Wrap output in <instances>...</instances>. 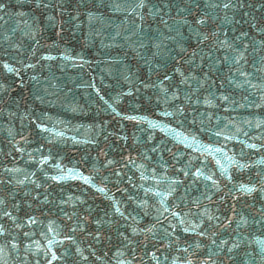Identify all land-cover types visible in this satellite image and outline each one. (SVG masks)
Returning <instances> with one entry per match:
<instances>
[{
    "label": "water",
    "instance_id": "water-1",
    "mask_svg": "<svg viewBox=\"0 0 264 264\" xmlns=\"http://www.w3.org/2000/svg\"><path fill=\"white\" fill-rule=\"evenodd\" d=\"M39 2L0 0L8 6L6 11H0V59L14 65L16 61L34 65L25 69L21 77L0 68V83L11 86L7 92L0 91V180L4 181L0 184V198L7 201L9 210L13 203H20V211L13 210V214L26 225L18 229L7 218L0 220L8 229L0 235V246L6 248L0 255V264H36L37 260L45 264L42 249L47 240L41 232L47 233L49 222H53L52 227L59 235L47 233L48 237L61 242L54 246L55 250L58 254L65 249L71 252L68 264L80 261L75 253L77 245L89 257L88 264H118L121 260L125 264L127 261L156 264L151 258L153 252L161 264H172L173 257L185 255L177 251V246H187L186 241L195 249L197 240L202 246L190 257L194 264L206 259L210 249L215 253L216 264H264V218L260 215L264 209V194L253 192L242 195L237 201L228 198L221 202L220 199L234 185L250 186L260 180L258 173L264 175V99L261 98L264 73L256 72L253 67L260 66L264 49L253 52L250 48L249 62L245 65L251 73L248 79L258 87L245 84L244 77L230 73L229 65L222 63L217 65L220 71L213 75L216 83L210 90L208 85L198 89L195 80H189L190 87L180 83L176 69L202 79L201 57H204L206 71L209 62L218 57L222 60L225 51H218L211 39L198 46L197 37L188 31V26L181 27L182 35L178 36L174 31L169 32L158 16L150 15L147 8L138 10L145 17L143 23L130 11L114 10L113 5L117 3L126 7L125 0H44L50 5L47 8L38 7ZM165 2L167 0H151V3ZM200 2L203 4L205 0ZM174 3L185 7L193 0H174ZM247 3L253 5L245 9L251 15L258 19L264 16V7H261L264 0H247ZM164 11L179 20L176 7ZM89 13H92L91 19ZM184 15L192 21L193 16ZM218 15L223 17L224 13ZM164 19L170 25L174 23L168 16ZM141 23L142 28L137 29L135 25ZM217 24L221 26V38L223 31H228L229 36L238 34L230 31L231 25H224L219 18L215 23L210 21L201 31L210 33ZM244 29L249 31L247 25ZM161 33L176 39H163L157 49L154 44L161 41ZM253 38L259 48L261 34L251 30L250 39ZM193 51L195 58H192ZM46 56L54 59H43ZM165 74L172 79L161 84ZM230 75L243 87L229 83ZM177 86L179 99L172 95ZM164 88L168 89L167 93ZM221 93L229 95L235 103L220 100ZM205 98L212 103H205ZM178 106L184 108L183 114L177 112ZM165 112L172 115H164ZM126 116H136L137 120H128ZM38 122L48 131L37 128ZM217 132L221 135L217 136ZM251 144L256 147H248ZM208 145L224 151L209 155ZM153 147L157 148L156 152L151 151ZM129 156L134 164L128 162ZM42 157H48L44 164L39 163ZM217 159L231 175V182L221 176ZM109 160L115 163L109 165ZM186 166L192 171L203 168L206 174L215 173L222 191L206 187L211 181H204L202 177L192 183L190 177L177 172ZM12 168L20 171H5ZM114 170L122 172L119 182L113 175ZM81 175L89 177L90 183H85ZM53 176L63 179L52 180ZM177 178L184 183L172 196L163 197L166 205L179 203L184 212L190 209L195 214L187 219L199 223L203 218L207 227V215L231 216L228 209L235 203L237 215L231 226L209 229L208 236L201 238L194 233H183V226L172 219V223L177 224L172 239L179 236V241L169 247V239L161 237L163 229L168 227L165 217L171 219L170 213L163 211L161 197L155 193L165 192L171 180ZM9 180L12 182L8 183ZM17 180L24 183L17 184ZM32 181L41 187L36 188ZM98 188L105 191L100 192ZM147 189L152 191L146 193ZM205 192L212 197L211 202L202 195ZM130 196L133 199L129 200ZM196 199L200 201V208L191 203ZM145 200L147 204L143 203ZM114 201L120 202L118 206L126 216L131 213L136 217L135 223L131 218L125 220L114 213ZM65 213H75V216L68 219ZM27 215L38 218L41 223L27 225ZM241 216L247 223L241 222L238 227ZM81 217H86L88 222L83 231L77 228L76 244L64 241V234H71L69 228ZM157 219L161 223H157ZM210 223L216 225L217 221L213 219ZM152 226L156 238L148 234L145 242L139 230ZM133 227L137 229L136 234L132 232ZM97 231L102 236L100 243L89 235ZM212 231L216 232L215 236L211 235ZM24 232H29V237H25ZM121 232L134 243L124 241L119 235ZM212 239L217 245L221 240L228 243L218 248L211 244ZM13 242L18 245L15 249L11 247ZM233 244L239 246L228 252ZM92 251L95 255H90Z\"/></svg>",
    "mask_w": 264,
    "mask_h": 264
},
{
    "label": "snow or ice",
    "instance_id": "snow-or-ice-1",
    "mask_svg": "<svg viewBox=\"0 0 264 264\" xmlns=\"http://www.w3.org/2000/svg\"><path fill=\"white\" fill-rule=\"evenodd\" d=\"M126 7L122 4H114V10L120 11H130V14H134L139 17V20L143 23L145 17L144 15L139 12L138 10H143L147 8L148 13L152 15L153 17H159L160 18V23L164 25L165 28L169 32H176V34L182 35L180 28L183 26H188V31L197 37V45L199 46L200 44H203L205 41L212 40L213 45L217 47V50L219 51L220 49H223L225 51V55L223 56L222 60L218 57L216 58L215 61H210L207 67V70L205 71L203 67L204 63V57H201V66H200V72L202 74V79L200 77H196L189 73V75H185L184 72L180 71L179 68L176 69L177 72H179L180 75V83L188 85L189 80H195L198 89L204 87L205 85H208L209 90L212 85L216 83V81L212 78L214 74L218 73L220 71V68L217 67V65L220 64H226L229 65V72L233 74H238L240 77H244V83L248 84L249 86L256 88L258 87L257 84H253L251 80L248 79V77L251 75L250 72H248L245 68V65L248 64L249 59H248V53L249 49L253 52L259 51L264 49V16H261L259 19L256 16L251 15L249 11H246L245 9H250L253 7L252 4L247 3V0H205V2L202 4L200 0H193V3L188 4L185 7H180L179 5L174 3V0H167V2L163 4L159 3H151V0H125ZM149 4L151 6H149ZM38 7H50V5L44 3V0H40V2L37 4ZM7 5L4 3H0V11H6L7 10ZM176 7L177 9V14L179 16V20H177L175 17H172L169 15V12H165L164 9H169V11L173 8ZM261 7H264V5H261ZM205 9H210L211 11H205ZM198 10V11H196ZM219 12H223L224 15L223 17H219ZM231 12L232 15L229 16L228 13ZM184 13H187L189 16H193L192 21H189L187 17L184 15ZM165 16H168V19L173 20V24H169L168 20L164 19ZM239 16V18H237ZM89 18H92V13H89ZM222 19L224 25H231L230 31L234 33H238L233 36L228 35V31H223V38H221V26L219 24L216 25V29L210 33H205L204 31H201V29L207 28L209 25V22L212 21L215 23L216 19ZM142 23L135 25L137 29L142 28ZM133 24H135V20H133ZM244 25H247L249 31H246L244 29ZM255 30L259 34H261V40L259 41V48L257 47V42L255 39H250V31ZM161 41L158 43L154 44V47L159 49L162 45L163 39H168V40H175V36H164L163 33H161ZM183 50V49H182ZM212 53L211 50L209 51V57H211ZM196 57V52L193 51L192 53V58ZM65 58H71V57H65ZM43 59H54L52 56H46L43 57ZM15 65H23V67H17ZM15 65L11 62H9L6 59H0V68L5 73L12 74L16 77H21V73L28 68L34 67L32 64H26L23 61H16ZM254 69L258 73H264V57H261L260 59V66L255 67L253 65ZM32 79H35V77H32ZM172 77L168 76L167 74L164 75L163 80L161 81V84H163L164 81H170ZM229 83L235 84L236 87H243L242 84L237 82L235 80L234 75H230L229 77ZM261 85H264V79H261ZM147 87V85H145ZM190 87V85H188ZM223 86V81H221V87ZM10 85L6 83H0V91L2 92H7L10 89ZM165 93H167L168 89L164 88L163 89ZM97 92L99 90L97 89ZM131 94V93H128ZM209 94L214 97V94H212L209 91ZM173 98L179 99V88L177 86V90L172 93ZM187 99H190V97L186 96ZM262 99H264V94H262ZM220 100L228 103H235L234 100H231L230 96L224 93H221ZM205 103L211 104L212 101L208 100L205 98ZM261 105H256V107H260ZM115 111V109H113ZM177 112L180 114H183L184 108L182 106L177 107ZM164 115H172V113L165 112ZM128 120L136 121L137 117L136 116H126L125 117ZM39 118H37L38 120ZM37 128L43 130V131H48V129L45 128L42 122H38L36 124ZM155 126V125H153ZM260 124H257V127H259ZM62 135V134H61ZM217 136H220L221 133L217 132ZM21 139H24L25 142L26 138L21 136ZM226 139H232V137H226ZM250 148H255L256 145L251 144L248 145ZM17 151H22V149H16ZM206 150L209 155H214L215 153H223V148L221 147H216L212 148L211 145L206 146ZM152 152H156L157 148L153 147L151 149ZM169 151H171L169 149ZM145 159H149V157L144 156ZM48 157H42V159L39 161L40 164H44L47 162ZM230 161L235 163V161L232 160L231 157H228ZM128 162L129 163H135L134 160L131 159V156L128 157ZM216 165L219 166L221 169V176H224L227 178L229 182L232 181L231 175L228 174L227 169L225 166L221 163L219 159L216 161ZM115 163L112 160L108 161V164L111 165ZM127 165L125 164L124 167ZM239 167H244L243 165H239ZM6 172H18L20 171L19 169L12 168V169H5ZM177 172H182L183 176L185 178H191L192 183H197L200 181L201 177L203 178L204 181H211L210 187L211 189H215L217 192L222 191L221 183L218 179L214 178L215 173L212 174H206L203 170V168H196L195 171H192L190 168L182 167L180 169H177ZM153 173H155V169H153ZM34 176L35 173H32ZM113 175L117 177V182L122 178V172L119 170H114ZM260 176V180L257 183H252L250 186L244 183H239L238 185H234L233 189H229L228 192L220 197L221 202H226L228 198H230L232 201H237L238 199L241 198L242 195H251L253 192H260L264 194V175H261L260 173L257 174ZM28 177L26 176L25 179ZM81 179L85 181V183H90V178L86 176H80ZM143 174H141V179H143ZM52 180H60L63 179L61 176H53L51 177ZM12 181L9 180L8 183H11ZM4 183V181L0 180V184ZM17 184H23L24 180H17ZM33 184H35L36 188H40L41 185L37 183L36 181H32ZM184 181L177 179H172L171 182L168 185V188L165 192H156L155 195L161 197V205L163 206V211L170 213L171 219L169 217H165V219L168 220V227L163 229L164 236L161 237V239H169V247L172 246L173 243H177L179 241V236L175 237V240L172 239L173 234L176 232L177 229V224L172 223V219H175L179 225L183 226L182 231L183 233H194L196 236L204 238L208 236V231L209 229H213L216 227L220 228H228L231 226V224L234 222L233 217L237 215L236 212V207L235 203H233L228 211L231 212V216L229 215H224L223 218L220 216H212V215H207V212L205 210V215H207V221L208 226L204 227L205 225V220L203 218H200L199 223H195L192 220L187 219L190 216H194L189 209L188 212H184L183 209L181 208L180 204H173L171 206L166 205L164 203L163 197L165 196H172L176 191L179 185L183 184ZM98 191L104 192V188H98ZM152 189H147L146 193L151 192ZM27 195V193H25ZM204 195L205 199H208L210 202L212 201V197L207 194V192L202 193ZM79 199V198H77ZM133 199L131 196L129 197V200ZM183 199V198H181ZM45 200H47V197H45ZM63 203H67L66 201H62ZM119 201H114L113 203V211L114 213L119 214L121 218H124L125 220L131 218L133 223L136 221V217L132 216L131 213H129L127 216L125 215L124 211H121V208L118 206ZM144 204H147V201H143ZM195 207L200 208V201L199 199L193 200L191 202ZM21 208V205L19 202L13 203L11 205V209L9 210V206L7 201L4 198H0V220H4V218H7V220H10L15 228H23L25 227V221L21 220L20 217L16 216L13 214V210L16 212H19ZM147 214V213H145ZM260 215L262 218H264V209L261 210ZM65 216L68 217V219H72L73 216H75V213H72V215H69L68 213H65ZM215 219L217 221L216 225H212L210 222ZM88 222L86 217H81L79 220H77L76 225L73 227L69 228V233L71 234H64L63 240L68 241L71 244H76L75 236L74 234L77 231V228H80L82 231L84 230V225H86ZM247 223V220L241 216L240 221L237 222V226L239 227L240 223ZM41 223L38 218L27 215L26 216V224L27 225H37ZM53 222H49V224L46 226L47 227V233H55V235H59L58 232L52 227ZM97 224L100 223L99 220L96 221ZM157 223H161L159 219H157ZM131 227V225H129ZM154 226L152 227H146L143 229H140L139 231L144 234V239L145 242L148 241L149 235L151 234L152 239L156 238V233L153 231ZM171 229V232L169 231ZM8 232V229L5 227L4 223H0V235H4L5 233ZM133 234L137 233L136 228H132ZM47 233L41 232V235L45 237L47 240V245L42 249V255L43 259L45 261V264H54L56 261H62L63 264H68V260L71 256V252L68 249H65L63 253H59L55 250L54 246L57 244H60V241L55 240L54 238H49ZM23 235L25 237H29L30 233L29 232H24ZM89 235L93 236V239L95 240L96 243H100L102 240L101 233L97 231L95 234L89 233ZM124 241H126L128 244L134 243L130 239L129 236L125 235V233L121 232L119 234ZM212 236L216 235L215 231L211 232ZM37 245V250L38 254L41 253V248L39 245V242H35ZM228 241L226 240H221L220 244L217 245V242L215 239L211 240L212 245H216L218 248L223 247L224 245H227ZM185 244L187 246L180 248L177 246V251L183 252L185 255L183 257H173L172 258V264H194L193 260L190 258L194 255H196L195 249H199L202 245L199 240L195 241V249L193 248L192 244H187L185 241ZM17 244L13 242L11 244V247L13 249L17 248ZM145 243V247H146ZM238 244H233L232 247L228 248V252L232 251V248L238 247ZM91 247V245L89 246ZM191 249V251H190ZM6 251L5 246H0V255H2ZM159 251V249H157ZM75 253L79 256L80 261H73L72 264H80V262H83V264H88V259L89 257L84 255V251L77 245L75 248ZM119 255H122V253H119ZM90 255H95V252L92 251L90 252ZM215 255L214 252L209 250L207 253V258L202 259L199 261V264H216V261L213 259V256ZM151 258L156 261V264H161L159 258L157 257L156 253L153 252L151 253ZM168 257H165V260H167ZM36 264H40V261L37 260ZM118 264H125L124 261H118ZM127 264H132L131 261H127Z\"/></svg>",
    "mask_w": 264,
    "mask_h": 264
}]
</instances>
